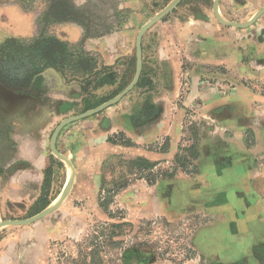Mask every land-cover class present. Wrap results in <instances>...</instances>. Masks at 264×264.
<instances>
[{"label":"crops","instance_id":"0c3cea01","mask_svg":"<svg viewBox=\"0 0 264 264\" xmlns=\"http://www.w3.org/2000/svg\"><path fill=\"white\" fill-rule=\"evenodd\" d=\"M191 2L189 10H178L189 11L188 22H154L143 32L140 75L123 98L105 114L85 116L57 133L54 146L60 149L64 135L72 166L68 185L66 166L61 180L48 162L46 136L57 127L60 110H91L131 83L136 69L130 74L125 40L141 26L86 40L94 72L68 79L66 72L55 74L44 102L0 89V110L15 126L10 135L17 152L0 169V264H48L56 243L90 222L108 220L98 197L107 180L99 160L107 149L152 164L176 158L188 139L196 145L190 170L165 172L153 184L133 181L118 197L126 193L133 217L189 223L184 238L192 255L182 264H264V11L247 27L231 24L246 23L264 0H217L216 10L214 0L211 6L209 0L206 6ZM62 31L70 43L80 39L73 26ZM108 135L124 136L128 144L108 143ZM162 140L164 149L156 144ZM51 205L33 221L1 224ZM130 252L136 264H146L145 250Z\"/></svg>","mask_w":264,"mask_h":264},{"label":"rangeland","instance_id":"374dc122","mask_svg":"<svg viewBox=\"0 0 264 264\" xmlns=\"http://www.w3.org/2000/svg\"><path fill=\"white\" fill-rule=\"evenodd\" d=\"M200 1H204L205 6L208 3V0ZM172 2L174 0H0V87L13 96L23 94L38 97L44 102L50 86L49 80L55 74L63 75L66 72L68 79L75 76L85 78L87 74L94 72L96 61L94 53L84 49L86 40L94 42L112 31H121L123 27L139 28ZM191 3V0L177 1L175 6L155 22H188L189 11L182 14L178 10H189ZM220 16L225 19L221 13ZM68 25L81 32L80 39L74 43H70L62 31ZM149 27L146 28V33ZM126 39L125 42L130 45L128 51H131L128 57L130 74H133L137 65L136 36L126 35ZM142 53L141 50L143 58ZM103 70H100L101 73H105ZM124 88L126 86H122L109 99H113ZM106 101L108 100L104 102ZM112 105L113 103L96 113L105 114L106 109ZM85 108L84 105H78L73 111L60 110L57 126L63 118L88 111ZM89 116L91 115L86 117ZM83 118L85 117L67 122L57 133L60 134L68 123ZM14 127L0 110V169L16 160L17 152L10 135ZM55 129L47 134L48 142H51ZM64 140L63 135L59 138L60 149L56 147L63 156L67 154V149L63 148ZM106 141L111 144L119 143L123 147L128 144L126 137L121 135H108ZM156 144L160 149L166 148L163 140ZM182 144L176 158L172 157L167 161L161 159L152 164L143 158L133 160L132 155L127 152L111 156L109 149L104 151L103 161L99 162L103 172L107 171L106 175L103 174L107 180L104 179L98 197L108 214V220L90 222L82 231L56 243L49 252L48 264H136L137 261L130 252L135 247L146 251V264H182L186 261L192 255L184 238L188 231L185 226L189 227V223L169 224L158 215L133 217L128 211L126 193L118 197L133 181L145 179L153 184L165 172L167 176L174 174L176 169L190 170L196 145L189 139ZM47 154H50V166L59 169L62 180V176H66L64 168L66 166L68 170L69 165L59 157L54 158L50 147ZM138 262L143 264L142 261Z\"/></svg>","mask_w":264,"mask_h":264},{"label":"water","instance_id":"95a60500","mask_svg":"<svg viewBox=\"0 0 264 264\" xmlns=\"http://www.w3.org/2000/svg\"><path fill=\"white\" fill-rule=\"evenodd\" d=\"M177 1L179 0H174V2L170 3L168 6H166L164 9H162L160 12H158L157 14H155L149 21H147L145 24H143L141 26V28L138 30L137 32V36H136V54H137V65H136V73H135V76L133 78V80L131 81V83L126 86V88H124V90H122L118 95H116L113 99L111 100H108L102 104H100L99 106L91 109V110H88L84 113H81L79 115H76V116H70V117H67L65 119H63L59 124L58 126L56 127V129L54 130V133H53V136H52V139H51V142H50V146H51V149L53 151L54 154H56V156H58L60 159L64 160L67 162V164L69 165V168H68V171L71 172L69 173V176H68V179H67V184L68 185L70 183V179H71V175H72V166H71V163L70 161L68 160V158H66L65 156H63L62 154H60L55 146H54V139H55V136L57 134V131L64 125L66 124L67 122L69 121H72L74 119H78V118H82V117H85V116H88V115H91L93 113H96L98 112L99 110H102L103 108L109 106L110 104H112L113 102L117 101L120 97L123 96V94H125L132 86H134V84L136 83V81L138 80L139 78V75H140V71H141V67H142V55H141V39H142V35H143V32L146 30V28H148L150 25H152L156 20L160 19L165 13H167L173 6H175V4L177 3ZM216 4H217V0H214V10H216ZM264 11V7L259 10L250 20H248L246 23H236V22H231L232 25L234 26H240V27H247L249 26V24L255 19L256 16H258L261 12ZM220 19L219 16H217ZM221 22H223L221 20ZM224 23V22H223ZM227 23V22H226ZM225 23V24H226ZM62 196V195H61ZM60 200V198H59ZM58 202V201H57ZM57 204V203H56ZM56 205H51L50 207H48L47 209L39 212L38 214L30 217V218H27V219H24V220H13V221H4L2 222L1 224H23V223H27V222H30V221H33L35 219H38L44 215H46L47 213H49Z\"/></svg>","mask_w":264,"mask_h":264},{"label":"flooded vegetation","instance_id":"af4514ba","mask_svg":"<svg viewBox=\"0 0 264 264\" xmlns=\"http://www.w3.org/2000/svg\"><path fill=\"white\" fill-rule=\"evenodd\" d=\"M0 89H3V88L0 87ZM3 90L5 91V89H3ZM2 93H3V91H2Z\"/></svg>","mask_w":264,"mask_h":264},{"label":"bare ground","instance_id":"6f19581e","mask_svg":"<svg viewBox=\"0 0 264 264\" xmlns=\"http://www.w3.org/2000/svg\"><path fill=\"white\" fill-rule=\"evenodd\" d=\"M223 20H226V19L223 18ZM65 162H66V161H65ZM55 200H56V199H55Z\"/></svg>","mask_w":264,"mask_h":264},{"label":"trees","instance_id":"16d2710c","mask_svg":"<svg viewBox=\"0 0 264 264\" xmlns=\"http://www.w3.org/2000/svg\"><path fill=\"white\" fill-rule=\"evenodd\" d=\"M116 225V224H115ZM115 225H113V226H115ZM117 225H119V224H117Z\"/></svg>","mask_w":264,"mask_h":264}]
</instances>
